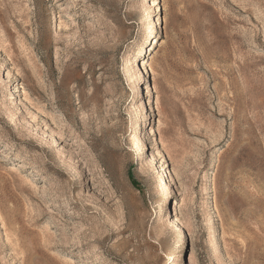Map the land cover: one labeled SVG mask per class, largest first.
Masks as SVG:
<instances>
[{
	"label": "rangeland",
	"instance_id": "374dc122",
	"mask_svg": "<svg viewBox=\"0 0 264 264\" xmlns=\"http://www.w3.org/2000/svg\"><path fill=\"white\" fill-rule=\"evenodd\" d=\"M0 264H264V0H0Z\"/></svg>",
	"mask_w": 264,
	"mask_h": 264
},
{
	"label": "bare ground",
	"instance_id": "6f19581e",
	"mask_svg": "<svg viewBox=\"0 0 264 264\" xmlns=\"http://www.w3.org/2000/svg\"><path fill=\"white\" fill-rule=\"evenodd\" d=\"M158 21H160V19ZM146 77H147L146 78L147 80H151V75H150L149 72L146 73ZM14 90H16V87L14 88ZM152 109L154 110V106L153 105H152ZM213 167H214V165H213ZM158 178L162 181V188H166V187H168L170 185V181L167 178V171L166 170L163 169L162 170V174L160 176H158ZM208 180H209L208 184H212L213 183L212 178H209ZM212 190L213 189H212V186H211L209 193H207L206 195L212 194V192H213ZM180 223H181V220H180L179 214L175 213L174 217L171 220V226L172 227H176V231L180 232V230H181L180 226H179ZM177 237H178V234H177ZM191 260H192V258L190 257V261Z\"/></svg>",
	"mask_w": 264,
	"mask_h": 264
}]
</instances>
